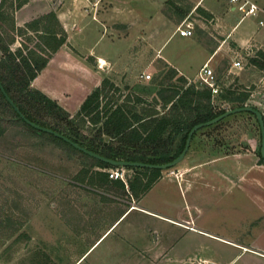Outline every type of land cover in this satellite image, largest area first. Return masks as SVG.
Listing matches in <instances>:
<instances>
[{"label": "rangeland", "instance_id": "obj_1", "mask_svg": "<svg viewBox=\"0 0 264 264\" xmlns=\"http://www.w3.org/2000/svg\"><path fill=\"white\" fill-rule=\"evenodd\" d=\"M40 1L30 0L25 10L19 11L18 26H23L30 17L40 16L43 12ZM199 5L201 9L197 8ZM124 6L126 10L122 17L127 27L119 32L121 35L116 34L114 27L108 29L103 18H93V14L78 19L80 31L77 29L71 34V42L83 53L94 49L116 61L114 71L118 73L114 76V83L120 90L108 88L107 99L112 98L111 105L130 96L129 104L138 112L154 108L159 116L169 114L170 106L155 103L154 98L159 96L160 89L170 88L174 83L182 84L178 79L182 74L179 69L191 76L187 78L184 75L188 82L196 83L195 74L205 61L198 47L203 42L208 47L220 45L211 65L223 92L232 88L234 97L245 95L244 103L256 106L264 114V68L251 63L252 57L260 52L264 54V33L254 39L255 34L264 31V24L259 22L264 20L263 13L243 17L241 11H230L232 3L228 0H201L199 4L192 0H152L148 4L126 0ZM151 6L168 22L165 31L156 37L151 34L148 22L140 17L139 8L145 10ZM205 7H210L212 14L207 13L210 11ZM7 9L11 13L15 11V8ZM7 9L5 7V11ZM185 20L194 25V35L181 36L177 31L178 25ZM7 22L9 24V18ZM13 32L16 41L11 44L12 49L21 46V41L29 35L33 37V41H28L29 45L39 42L37 34H31L25 28V35L20 36L18 30H9L6 38ZM236 36L248 39L247 43L240 44ZM68 45L71 46V43ZM258 58L264 64V55ZM234 60H241L242 65L234 67ZM51 67L54 73L44 71L43 80L48 85L65 90L74 106L78 104L84 91L81 80L88 74V68L81 64L78 70L74 66ZM172 68H176L178 74L169 77ZM144 73H151L152 77L143 79ZM136 97L140 100L137 101ZM214 101L218 109H230L242 103L224 101L219 95ZM81 132L86 137L92 136L87 129ZM260 147L261 129L251 112L236 113L200 129L184 159L174 167L162 169L163 179L158 180L143 196L141 206L157 215L139 209L131 212L133 208L130 209L106 234L110 235L105 242L80 264H94L93 258L101 254H107L108 260L118 259L121 254L111 253L109 247H116L115 242L121 237L136 240L144 247L157 241L158 245L169 249L168 256L162 258L168 264L201 261L206 253L199 246L204 241L213 243L203 237L209 235L172 221H181L182 217L189 215L196 216L198 228L207 230V226L219 224L235 230L234 240L241 244H251L250 239L253 238L254 243L262 245L264 218L257 219L254 224L243 223L245 218L259 213L258 208L262 204L260 196L253 198L237 188L227 195L218 191L211 193L205 185L199 182L189 184L188 181V175L199 170L200 166L190 160V155L199 150L204 158L231 156L233 161L224 158L223 162H217L218 166L226 169L234 165L235 159L259 157ZM85 166L89 167L90 161L80 154L32 133L24 125L7 124L4 135L0 136V264H77L76 257L89 239L97 236L111 219L112 210L109 209L126 208L127 197L120 196L115 201H109L107 192L81 180L80 171ZM123 168L125 179L136 172ZM209 168L207 165L204 169ZM113 169L115 167L103 170L110 172ZM214 198L222 201L215 204ZM119 260L133 264L129 259Z\"/></svg>", "mask_w": 264, "mask_h": 264}, {"label": "trees", "instance_id": "obj_2", "mask_svg": "<svg viewBox=\"0 0 264 264\" xmlns=\"http://www.w3.org/2000/svg\"><path fill=\"white\" fill-rule=\"evenodd\" d=\"M27 1L0 0V51L2 53L0 79L7 93L30 120L52 128L108 158L165 163L182 152L188 133L194 125L208 121L227 110L217 108L210 88L188 82L183 74H179L178 79L182 84L174 83L170 88H162L159 90V96L154 98L155 103L161 102L164 107L170 106L169 114L159 116L154 108L138 112L129 104L130 96H125L122 102L111 105L112 98L107 99V90L111 88L119 91L120 89L110 79L105 78L85 98L77 113L71 115L58 101L31 85L38 73L47 65L52 53L66 42V34L64 31L58 34L54 24H50L51 21L58 23L54 12L26 24L23 28H16L14 12H8L7 7L16 10ZM197 8L201 9L200 6ZM24 28L34 31L39 37V42L29 45L28 41H33V37L29 35L21 41V46L12 49L11 44L15 43L16 35L14 32L7 38L6 35L9 34V30H18L22 33L20 36H23L26 34H23ZM259 55L264 54L260 52L252 57L251 63L264 68L263 62L258 58ZM177 74L178 70L172 68L168 76L173 77ZM234 94L235 92L229 87L225 92L221 89L219 97L224 101L242 102L240 106L246 105L245 95L234 97ZM136 100L139 101V97H136ZM253 107L256 108V106ZM7 124L24 125L32 133L46 137L89 159L90 166L82 168L80 178L93 187L126 188V183L122 179H111L109 172L103 170L117 166L90 156L52 133L31 126L19 116L0 89V136L4 135ZM82 129L91 131L92 136L82 135ZM259 155L264 161L260 150ZM96 167L103 169L99 170ZM126 168L136 171L132 177L128 178L127 183L131 192L137 196L146 193L158 181L162 172L159 168L137 166H126Z\"/></svg>", "mask_w": 264, "mask_h": 264}, {"label": "crops", "instance_id": "obj_3", "mask_svg": "<svg viewBox=\"0 0 264 264\" xmlns=\"http://www.w3.org/2000/svg\"><path fill=\"white\" fill-rule=\"evenodd\" d=\"M139 1H145L148 4L149 1L152 0ZM192 1L197 2V4L201 2V0ZM253 1L260 6V13L264 14V1ZM103 3L105 4L102 6ZM125 3L126 0H41L40 4H42L43 6V12H41L40 16L38 17L33 16L28 18L23 26L25 27L26 24L38 18H41L48 13L54 12L56 14L58 23H54L53 21H51L50 24H54V27L57 29L58 34H61L63 31L65 32L66 42L52 53L47 65L32 81V87L40 89L49 97L58 101L61 106H63L68 112H70L71 115H73L77 113L85 98L102 83L103 79L108 78L112 82H115L114 76L118 72L114 71L116 61L113 59V57L103 52H97L94 49L83 53L74 42H71V34L73 32H76L77 29L80 31L78 19H82L88 14H93V18H103L104 20H106L105 23L108 26V29L114 27V29L118 32H116V34L121 35V33L119 32L127 27V23L122 17V14L126 10L124 9ZM68 4L69 7H67ZM28 5H30V0H28L22 7L14 11L16 28L23 27L18 26L19 24H17L16 20L19 16V11H24L28 7ZM142 7L139 8L141 12L140 17L143 16L146 22H148V25L151 28V34L156 37L158 34L164 32L165 28L168 26L167 19L164 17V15L159 14L157 10L153 11L152 6L145 10ZM205 8L210 11L207 13L212 14L213 10L210 7ZM230 11L234 12L236 10H234V8L231 6ZM231 32L232 31H230L229 33ZM261 32L264 33V31H260L259 33L255 34L254 39L259 37ZM29 33L35 34V32L30 29ZM230 35L233 36L232 33ZM235 39H237V41L242 45L244 43H247L248 41V39H244V37L241 36H236ZM69 42L71 43V46L68 45ZM198 47L202 54L205 56L204 62L209 59L212 60L220 50V45L208 47L203 42H200L198 44ZM80 64L82 67L88 68V74L83 76L85 77L84 80H81V82H83V95L78 100V104L74 106V103L71 102L68 95L69 93L61 88H57L55 85H48L47 82L43 80L42 74L47 70L49 71V73H54L52 72L54 69H52V67L50 68V66H54V68L60 66H74L78 70ZM179 71L187 78L191 77L189 75H186L181 69H179ZM197 73L195 75H197ZM195 139L196 135L192 140V144ZM204 156L205 155L201 150L190 155V160L195 162L196 164L199 163L200 166L199 170L191 172L188 175V179H190L188 180L189 184L199 182L200 185H205L206 187L210 188L211 193L218 191L223 195H227L232 193V191L236 190L237 188L248 195H252L253 198H255V196H260L262 204L259 205V213L250 215V217L245 218V221H243V223L248 225L254 224L257 219H260L261 217L264 218V161L261 160L260 155L257 158L251 156L250 158H246V160L242 158L240 161L235 159L234 165L231 164L230 168L226 169H222V166H218L217 162H223L224 158L232 160L233 158H230L231 156L212 155V157L210 158H204ZM207 165H209L211 168L204 169ZM161 179H163V177H160L158 180ZM123 181L126 183L125 189L121 187H96L97 189H101L107 192L106 195L110 197L107 198L109 201H115V199L119 198L120 196H125L128 198V200L125 209H109L112 210L111 219L108 221L107 225L99 231V234L97 236L89 239V242L85 246L83 251H81V253L76 257L78 259L77 264H80L83 259L90 257L92 253H94L105 242V240L110 235L106 234L126 215V213L130 209L133 208L131 212L139 209L148 214H156L141 206L140 202L142 201L145 193L137 196L129 189L127 183L128 179H125ZM214 200L215 204L222 201V199L219 198H214ZM181 219V221H172L191 230L198 229L199 231H202L204 234L209 235H204L203 237L205 239L208 238L213 242L211 243L208 241H204L200 243L199 249L206 253V255L201 258V261H183V264H264V243L262 245L254 243L253 238H251L250 240L253 242V245L252 242L251 244H241L234 240L235 230H233L232 228L222 227L219 224H215V226L213 227L207 226V230L198 228L196 226V216L194 215L182 217ZM123 221L124 219L120 223H122ZM113 230L111 232H113ZM139 241L140 239L138 240V242ZM115 243L116 247L111 246L109 247V250H111V253L115 252L121 254L117 256L118 259L108 260L109 257L105 256L107 254H105L106 252H104L105 255L101 254L100 256L93 258L94 264H127V261H124L123 263L119 259H129L133 264H168L167 262L163 261L162 258H166L168 256L169 249L164 248V246L161 247L157 244V241L152 242L150 243V245L144 247L143 244H137L136 240H129L126 237H121ZM105 250H107V248Z\"/></svg>", "mask_w": 264, "mask_h": 264}, {"label": "water", "instance_id": "obj_4", "mask_svg": "<svg viewBox=\"0 0 264 264\" xmlns=\"http://www.w3.org/2000/svg\"><path fill=\"white\" fill-rule=\"evenodd\" d=\"M0 89L2 91V93L4 94V96L6 97L7 101L13 106V108L15 109V111L19 114V116L21 118H23L28 124H30L31 126L45 131V132H49L54 134L55 136H58L62 139H64L65 141L69 142L70 144H72L75 148L89 154L92 157H95L97 159H100L104 162L110 163L113 166H122V167H126V166H137V167H149V168H159V169H167V168H171L176 166L181 160L184 159V157L186 156L188 150L190 149L191 146V142L193 140V135L199 131L202 128H205L207 126L213 125L219 121H221L222 119L236 114V113H240V112H251L253 113L256 118L257 121L259 123L260 129H261V147H260V153L261 156L264 158V117H263V113L258 109L255 108L253 106L250 105H244V106H237L234 108H230L227 109L225 112L219 114L218 116L205 121V122H201L198 123L196 125H194L191 130L188 133V137L186 140V144L184 149L182 150V152L175 157L174 159H172L169 162H165V163H149V162H141V161H128V160H117V159H112V158H108L100 153L94 152L84 146H82L81 144L75 142L74 140H72L71 138H69L68 136L53 130L52 128L46 127V126H42L32 120H30L29 118L26 117V115L21 111V109L19 108V106L14 102V100L10 97V95L7 93L1 79H0Z\"/></svg>", "mask_w": 264, "mask_h": 264}, {"label": "built area", "instance_id": "obj_5", "mask_svg": "<svg viewBox=\"0 0 264 264\" xmlns=\"http://www.w3.org/2000/svg\"><path fill=\"white\" fill-rule=\"evenodd\" d=\"M232 3L234 10L243 12V17L247 15H258L261 12L260 6L253 0H229ZM260 24H264V20H260ZM177 31L181 36H192L194 34V25L191 21H183L177 27ZM241 60H234L233 66L240 67ZM143 79H150L151 73L142 74ZM195 82L201 86L211 89L212 97L215 99L221 92V85L214 67L211 65V59L204 62L199 69ZM109 177L113 179L125 180V170L123 167L115 168L109 172Z\"/></svg>", "mask_w": 264, "mask_h": 264}]
</instances>
